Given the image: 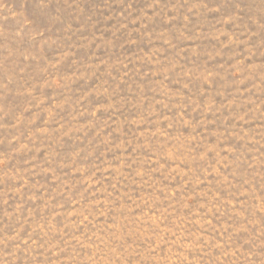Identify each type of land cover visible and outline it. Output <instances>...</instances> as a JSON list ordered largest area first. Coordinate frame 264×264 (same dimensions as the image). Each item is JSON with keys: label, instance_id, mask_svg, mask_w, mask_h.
Segmentation results:
<instances>
[{"label": "rangeland", "instance_id": "374dc122", "mask_svg": "<svg viewBox=\"0 0 264 264\" xmlns=\"http://www.w3.org/2000/svg\"><path fill=\"white\" fill-rule=\"evenodd\" d=\"M0 264H264V0H0Z\"/></svg>", "mask_w": 264, "mask_h": 264}]
</instances>
